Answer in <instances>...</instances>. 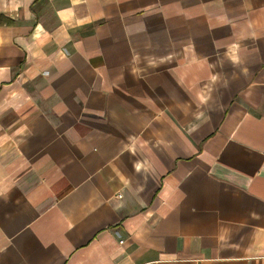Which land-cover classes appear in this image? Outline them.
<instances>
[{"label": "crops", "instance_id": "1", "mask_svg": "<svg viewBox=\"0 0 264 264\" xmlns=\"http://www.w3.org/2000/svg\"><path fill=\"white\" fill-rule=\"evenodd\" d=\"M0 264H264V0H0Z\"/></svg>", "mask_w": 264, "mask_h": 264}]
</instances>
